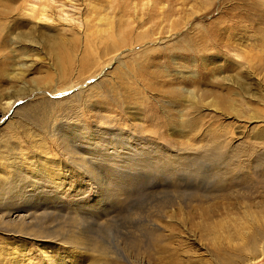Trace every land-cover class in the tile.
Segmentation results:
<instances>
[{"label": "rangeland", "instance_id": "obj_1", "mask_svg": "<svg viewBox=\"0 0 264 264\" xmlns=\"http://www.w3.org/2000/svg\"><path fill=\"white\" fill-rule=\"evenodd\" d=\"M28 1L0 0V110L7 94H20L10 111H0V154L12 147L23 174L41 184L27 188L23 199L10 209L1 204L0 259L7 254L13 261L47 264L61 257L64 263L73 264L75 258L60 254L67 245L59 238L82 233L98 244L119 246L127 254L128 261L118 253V262L111 264H161L157 261L164 254L159 248L148 243L149 258L138 256L122 245L121 236L125 231L138 236L156 212L159 217L154 221L159 227L153 234L159 236V245L180 250L171 261L227 264L203 253L201 242L187 235L191 226L182 202L192 180L186 172L123 180L127 173L138 171L116 163L109 147L107 152L113 156L109 165L127 171L123 177L109 181L106 171L110 167L95 162L88 169L95 172L96 182L88 181L78 169L73 170L72 179L58 181L54 175L65 170L66 154L54 129L69 130L80 142L73 141L74 146L86 148L87 152L78 148L77 159L89 160V152L101 148L97 134L128 140L124 144L130 151L118 150L128 159L148 150L154 157L165 154L186 160L190 153L191 158L212 153L217 142L226 143L230 154L236 149L253 153L250 157L243 153L241 160L246 165L244 172L259 184L234 177L231 185L230 180L222 182L227 189L212 195L241 218V208L263 213L264 0H68V6L75 7L64 8L63 13L55 10L56 19L44 25L28 15ZM148 115L153 116L151 122L146 120ZM166 120L170 127L164 124ZM4 167L0 165L2 182L12 180ZM162 178L169 186L153 189ZM112 188L120 191L118 197L109 199ZM123 190L128 196L125 204L119 198ZM162 201L169 203L163 211L157 206ZM105 205L114 214L113 226L96 229L90 221L81 225L72 221L78 215H93L104 222L98 213ZM256 205L261 206L254 209ZM30 226L55 231L56 243L34 239L31 235L36 232ZM148 244L141 240L140 246L145 249ZM242 244H233L239 257L247 253ZM239 257L229 264L240 263ZM257 264H264V259Z\"/></svg>", "mask_w": 264, "mask_h": 264}, {"label": "bare ground", "instance_id": "obj_2", "mask_svg": "<svg viewBox=\"0 0 264 264\" xmlns=\"http://www.w3.org/2000/svg\"><path fill=\"white\" fill-rule=\"evenodd\" d=\"M97 1H102V0H97ZM126 1L130 2L131 0H126ZM67 2H68V0H32L31 2L28 1L27 13L34 20H36V22L38 24L44 25L46 22H52L56 19L55 14H54L55 10H59V12L63 13L65 11L64 8L65 9H66V7H72L73 8L74 5L68 6ZM92 8L96 9L97 6L94 5V6H92ZM62 16L63 15H61L60 17H62ZM98 20L99 21L105 20L107 22V18L106 19L100 18ZM53 41H55V40H53ZM19 96H20V94H16V93L7 94L4 97L5 102L2 103L0 111H2L3 113L6 112L13 104L18 102ZM9 111H10V109H9ZM152 119H153V116H151V115H148L146 117V120L149 122H151L150 120H152ZM37 121H38V119L35 120L36 123H37ZM165 122L166 123H164V124L166 125V127H170V123L167 120ZM64 130H65V133H63L62 129H54V134L58 135L59 139H60V143L58 141H57V143H58L59 147H62V146L64 147V153L66 154L65 166H64L65 170L62 171L61 170L62 168L59 169L60 171L58 173H55V175H54L55 180L57 179L58 181H61L62 178L70 180L73 178V177H71L73 175V170L78 169V170H80L81 175H83L86 179H88V181L96 182L97 177L95 175V172L90 171L88 168H89L90 164L97 162L101 166L108 165V167H110L106 171V175L109 178V181L112 180V182H115V181H113V180H115L114 179L115 177H118V175H121V177H123L124 176L123 173H127V171L125 172V170L123 169L124 171L119 172L118 170H115L114 168H112V166L109 165V164H111L110 161L112 160V157H113L112 155L109 156V153L107 152L109 147H112L113 152H114L113 154H114L115 158H117L114 160L116 163H118V164L120 163L122 165L125 164V165H127L128 169L130 168L132 170L138 171L137 174H136V172L134 174L127 173V176L123 177L124 178L123 180L129 179L128 176L132 177V178L136 177V176L137 177L140 176V177L145 178V176H146V178L149 179L152 176L156 177V176L163 175L162 173L173 176V175H177L178 171L182 170V171L186 172L185 174L188 176L187 179L192 180L191 183L189 181L190 186H187L188 189L183 193L184 201L182 202L185 209H186L185 218L187 221V225L189 222L190 226H191L188 228V233H189V234H187L188 237L190 236V234H193L195 236V239H197L198 241L201 242L202 249L204 250L203 253L205 252L209 256L214 255V258H219V259L221 258L220 260H225L227 262V264H229L230 260H232L233 258L239 257V255L236 254L238 251L235 253V250H237V249L233 248V244L238 245V243H240V242H242L244 245H246V252L247 253H245L239 257V258H241V261H240V259H238L240 261V263L237 262L238 264H257V262H259V260L264 259V212L263 213H257L256 211L253 212L252 210L250 212V211H248L249 209L241 208L242 210H244V212L241 211V215L244 214V216H243L244 219H243L237 213L234 215L235 212H231V210H229V209H228L229 210L228 211L226 205L220 204V202H218V201H214V200H218L217 199L218 197H214L212 195L213 192L216 193L215 191L221 192V190L224 188L222 182H225V180H230L229 185H231L232 184L231 181L233 180L234 177L240 178L241 180L244 181V183L249 179H251V180L254 179V181H257L255 179V177L253 178V175H251L249 173L246 174V171L244 172L243 169H245L244 167L246 165L241 160V158L243 157V153H244L241 150L236 149L233 151L234 152L233 154H230L226 143L217 142V143H215V146H214L215 150L214 151L212 150L213 151L212 153H210V152H207V153L203 152L202 153L201 152V153L195 154V156H193L192 158H191V156H189L191 154L190 153L187 155L186 160H184L186 157H183L184 159H182V158H179L178 156H167L165 154H161L159 156L154 157V156L150 155V153H149L150 151H148V150H140V152L134 158L132 157L131 159H128L126 157L125 158L121 157L119 154L120 150L130 151L127 149L126 144H124L128 140L123 142L118 138L115 140L112 138H107V136H105L107 134H97L96 138L101 140V144H102L101 148H94V151H92L93 153L89 152V154L91 156L89 160H88L89 157L88 158L84 157V159H77L74 157V155L76 153L80 152V151H78V148H79V150L81 149V151H83V152L86 151L85 150L86 148L85 147L76 148L74 146V143H73V141L76 140V138L72 135L73 133L72 134L69 133L70 131L67 129H64ZM114 138H116V137H114ZM139 141L145 144V141H143V140H139ZM75 142H79V140L77 139ZM40 147H43V146L41 145ZM255 148H256V146H255ZM82 149H84V150H82ZM13 151H15V150L12 147H9L6 154H3V155L0 154V165L5 166L4 168H8L9 169L8 171L12 175V180H9L7 178L4 182H2V178H0V206H1V204H4L3 206H1V207H4V209L5 208L7 209L8 207L10 209L12 207L11 204L19 201L20 199H23V197L25 195L24 193H26L27 188L30 187L31 189H34V188H36L37 184H41V182H39L37 179L33 178L32 175H30V174L28 175L26 173L23 174L24 168H23L22 164L16 160L17 158L13 155ZM247 151H248V149H247ZM41 153H43V152L41 151ZM244 154L247 157H250L253 153L251 155H249L247 153H244ZM188 156H189V158H188ZM110 158H111V160H110ZM257 159H259V158H257ZM262 159L263 158L261 157V160ZM244 161H246V159ZM204 162H206V163L208 162L209 165L208 164L204 165ZM5 163H6V165H5ZM251 170H252V168H251ZM3 171H4V169H3ZM196 173H197V175L199 174V176L191 175V174L196 175ZM1 174H2V171H1ZM106 175H105V177H106ZM190 176H192L193 179L190 178ZM227 178H229V179H227ZM30 179L35 181V183L31 182ZM134 180H136V179H134ZM140 180L141 179H139L138 181H140ZM169 180H171V179H169ZM136 182H137V180H136ZM257 182L259 184V181H257ZM239 184L242 186L243 182L240 181ZM166 185H167V180L162 178V179H160V181L155 186L153 184V189H154V187L155 188L158 187L160 189L161 186H163L162 188H164V186H166ZM192 185H195V187ZM167 186H169V185H167ZM113 187H115V185ZM119 188L123 189L124 187H119ZM119 188H117V189H119ZM127 188H128V186H127ZM224 189H227V188H224ZM113 190L114 189L112 188L113 193L110 192L108 194L109 199H110V197H114V195L117 196L116 192L120 191V190H117V191H113ZM129 193H130V191H129ZM55 196H56V194L53 195L54 200H55ZM161 196H163V195H161ZM119 198L122 199L120 203L123 202L125 204L124 200L126 201V199H128L127 191L123 190L120 193ZM171 198H172V196H171ZM230 199L231 198L229 197L228 200H230ZM180 201H178V203ZM210 201H213V203L208 204V202H210ZM158 202H157V206L160 205L159 208L162 211L169 204V203L167 204V201H166V203H165V201L164 202L162 201L160 203H158ZM243 205H245V203ZM109 206L110 205H105V208H103L104 210H102L100 213H98V214H101V216L104 218V222H101V223L98 222V219L94 218L93 215H89V217L88 216L82 217V216L78 215V218H74V219H72V221L74 223H76L77 225H81V223L83 221L84 222L90 221V222H92L91 226H93V227L95 226L96 229H99V228L101 229V227H103V226L110 227L112 221L114 220L113 219L114 214H112V210H110L111 207L109 209ZM229 206H230V204H229ZM260 206L261 205H256L254 207V209L260 208ZM237 208H238V206H237ZM239 210H240V207H239ZM162 211H161V213H162ZM157 212H159V211H157ZM242 212H243V214H242ZM155 214H158V213L155 212ZM155 214L152 217L150 216L149 219H147V223L143 224L144 225V226H142L143 230L140 231V234L138 236L135 235L134 233H131V232L125 231V233H124L122 231L124 233V234H121V236H124V241H123L122 245L125 244L126 247H128V248L131 247V249H134L138 253V256L143 255L145 258H147V257L149 258L148 251L150 250V247H149L148 243H151L152 246L154 245L156 248L160 249V250L158 249L159 253L164 254L163 258H159L158 261L156 260L158 263L162 262L161 264H177L176 262L171 261L172 260L171 257L177 256L176 254H179L178 252H180V250H178V249L177 250L176 249L171 250L168 246H160L159 245L160 244L159 236H156L153 234V232L156 230L155 228L159 227L156 224V221H154V219L157 218V216L159 217V215L156 216ZM151 215H152V213H151ZM31 217H34V216H31ZM99 219H100V217H99ZM169 219H170V217H169ZM95 220H97V221H95ZM168 221H170V220H168ZM113 224L114 223H112V226H113ZM21 225H23V223ZM33 226L35 228L37 227L36 224H34ZM31 227L32 226H30L28 228H31ZM128 230H130V229L128 228ZM30 231L36 232L35 235H31L34 239L35 238L38 239V238L42 237V238H47L49 240H54V243H56L55 242L56 232L53 230L52 231L51 230H36V229L34 230V228H31ZM168 237H169V239H171L170 238L171 236H168ZM59 239H60L59 242H61V244L67 245L66 248L63 250V252H60V254L68 255V256H71L72 258H75L74 260H72L73 264H111V263H113V261L118 262V257H120V255L118 256V253L122 254L123 258L126 261H128L127 260L128 259L127 254H124V252L120 249L119 246L113 247L110 245V247H109L108 245L104 246L103 244H98L96 240H94L88 236H85L82 233L71 234V235L70 234L62 235ZM188 239H190V238H188ZM141 240H144L147 242V244H148V245H146L147 248L144 249L140 246ZM240 249H242V248H240ZM141 251H143V252H141ZM170 252H171V255H169ZM181 252H182V254H186V251H181ZM111 254H113V255H111ZM78 255L83 256V257H80V258H83V260L80 261V258ZM2 256H3V258L0 259V264H12L11 263L13 261L12 257H10L7 254H2ZM77 256H78V258H76ZM186 256H188V255H186ZM18 257H20V256H18ZM165 259H168L169 262H167L168 260L165 262L164 261ZM211 259H213L212 256H211ZM15 260L17 262L16 261H13V262H15L16 264H25L24 263L25 261L19 260V258L15 259ZM200 262L202 264L204 262L207 263L209 261L203 262L201 260ZM222 262H224V261H222ZM57 263L58 264H66V263H64V259L61 257L57 258L54 262L52 259L47 261V264H57ZM191 264H193V263H191ZM194 264H199V262L197 261ZM221 264H223V263H221Z\"/></svg>", "mask_w": 264, "mask_h": 264}]
</instances>
